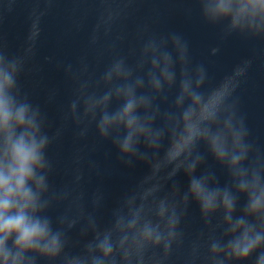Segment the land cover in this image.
I'll list each match as a JSON object with an SVG mask.
<instances>
[{
  "label": "clouds",
  "instance_id": "9594fccd",
  "mask_svg": "<svg viewBox=\"0 0 264 264\" xmlns=\"http://www.w3.org/2000/svg\"><path fill=\"white\" fill-rule=\"evenodd\" d=\"M195 3L201 21L222 39L264 42V0ZM117 15L101 16L91 44L100 41L102 26L109 35ZM37 35L33 25L18 54L0 41V264H172L185 247L192 204L203 229L188 245L184 264H264V150L252 138L237 96L251 60L213 84L206 64L193 62L183 33L145 26L139 47L127 55L112 45L98 76L85 59L78 69L61 65L74 84L73 98L53 133L47 113L21 84ZM68 122L77 127V139L94 126L123 164L148 166L107 223L96 214L104 201L99 190L87 211L83 194L51 183L49 150ZM215 166L226 174L223 183ZM180 174L186 186L177 180ZM83 178L78 169L74 182ZM60 206L64 210L53 217ZM77 228L81 240L74 244L69 233Z\"/></svg>",
  "mask_w": 264,
  "mask_h": 264
},
{
  "label": "water",
  "instance_id": "95a60500",
  "mask_svg": "<svg viewBox=\"0 0 264 264\" xmlns=\"http://www.w3.org/2000/svg\"><path fill=\"white\" fill-rule=\"evenodd\" d=\"M109 11L118 14L111 32L105 36L102 26L100 41L91 44L101 16L106 18ZM33 25L38 33L35 55L21 76V84L32 101L47 113L51 132L64 123L63 112L73 98L74 84L61 65L72 64L78 69L85 59L89 72L98 76L111 58L112 45L115 44L116 52L127 55L139 47L140 30L147 26L150 32L183 33L190 42L193 62L206 64L213 84L237 64L251 60L237 96L252 138L264 150V42L238 37L222 39L218 29L201 21L195 0H0V41L11 54H18L27 46ZM214 47L220 48L217 55L211 54ZM50 94H55L51 102ZM77 131L68 122L61 138L51 146L49 155L55 172L50 180L57 188L69 185L74 196L83 194L82 203L87 211L93 210L92 198L99 190L104 201L96 214L104 224L110 219L111 209L147 173L148 166L141 161H135L131 167L123 164L117 149L110 141H101L94 126L83 139L76 138ZM208 163L214 165L210 157ZM78 169L84 176L79 184L74 182ZM215 170L223 183L226 174L219 166ZM177 180L186 186L183 174ZM63 210L60 206L50 214L55 217ZM202 229L199 209L192 204L185 222V247L174 254L172 264H184L188 245ZM69 235L74 244L81 240L78 228Z\"/></svg>",
  "mask_w": 264,
  "mask_h": 264
}]
</instances>
